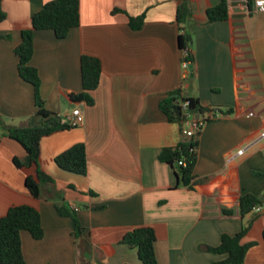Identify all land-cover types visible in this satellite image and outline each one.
<instances>
[{"label": "crops", "instance_id": "1", "mask_svg": "<svg viewBox=\"0 0 264 264\" xmlns=\"http://www.w3.org/2000/svg\"><path fill=\"white\" fill-rule=\"evenodd\" d=\"M1 1L7 18L0 24V217L11 207L32 206L45 232L42 240L22 232L25 264H143L122 239L144 226L156 230L159 264H220L228 255L205 248L218 247L224 234L235 236L245 225L243 264H264V214L238 212L246 194L260 198L264 208V13L254 0H227L228 19L215 23L207 11L221 0H188L189 73L177 22L185 0H80V26L65 39L37 31L31 64L42 79L46 110L63 119L75 108L84 115L83 125L42 140L41 165L55 184L41 198L26 189L25 174L14 165L25 152L6 128L40 120L15 50L34 14L54 0ZM142 15L143 27L134 30L130 17ZM84 55L102 62L92 106L69 97L83 91ZM175 91L219 110L199 138L194 189L178 187L174 169L159 159L163 149L183 141L180 124L161 109ZM82 143L87 175L59 168L56 158ZM62 205L76 213L80 238L74 218L59 213Z\"/></svg>", "mask_w": 264, "mask_h": 264}, {"label": "trees", "instance_id": "2", "mask_svg": "<svg viewBox=\"0 0 264 264\" xmlns=\"http://www.w3.org/2000/svg\"><path fill=\"white\" fill-rule=\"evenodd\" d=\"M208 22L215 23L228 19L227 0H221L216 7L207 11ZM193 17L188 0H185L178 8L177 22L180 29L179 47L181 51L192 47L193 34L186 28L187 22ZM7 18L0 0V24ZM145 16L130 17V26L134 30H140L144 25ZM80 0H54L43 6L34 14L30 28L21 33V44L16 48L18 57V72L20 78L31 84L35 92V102L38 107L40 120L36 125L9 127V137L16 141L24 149V158H15L14 165L25 174V186L28 192L35 198H41L44 189L55 184L41 165V142L44 138L58 132L73 129L66 119L51 114L45 108L41 97L42 79L39 71L32 66V58L35 52L34 36L37 31H53L59 39H65L70 31L80 26ZM8 38V37H6ZM193 60V55H192ZM82 85L81 93H71L70 99L75 103H85L88 106L94 104L92 93L100 86L102 76V62L96 57L84 55L81 58ZM189 102V112L202 118L208 113H216L219 110L203 107L198 99L186 97L182 91L169 93L161 102V109L171 122L180 124L182 135L188 116L183 108ZM200 135L194 138H186L183 135L182 143L176 148H165L161 151L159 159L170 165L178 179V187L183 186L194 189L197 184L194 171L198 160ZM56 164L64 171L86 176L88 173V158L85 144H77L63 154L59 155ZM260 198L246 194L240 198L239 214L242 217L254 212L262 206ZM61 215H70L76 222L75 235L82 236V227L74 211H70L65 205L57 207ZM225 214L232 215V210H224ZM250 225H245L240 233L235 236L224 234L218 247H206L213 254L228 255V258L220 264H243L249 246L243 245L242 240L247 235ZM28 231L35 240H42L45 232L42 226L40 212L28 205L11 207L5 216L0 217V264H25L22 247V232ZM157 235L151 226L136 228L127 233L122 243L138 251L139 259L143 264H159L156 253Z\"/></svg>", "mask_w": 264, "mask_h": 264}, {"label": "built area", "instance_id": "3", "mask_svg": "<svg viewBox=\"0 0 264 264\" xmlns=\"http://www.w3.org/2000/svg\"><path fill=\"white\" fill-rule=\"evenodd\" d=\"M254 3H255L256 10L260 13H264V0H254ZM192 55L193 53L190 48H186L185 50L182 51V65H183V68L188 73H189V68L193 63ZM189 105H190L189 102L183 105V108L188 116V121L185 123L183 135L186 138H194V137L201 135L207 121L209 119L215 118L216 116L213 113H208L206 114L205 118H202L199 115L190 113ZM250 116H253V114H250ZM66 121L69 122L73 128L83 125L84 115L81 109L80 108L73 109L72 112L67 116ZM262 137L264 138V133L262 134ZM239 153L243 154V151ZM261 209L262 208H256L257 211H261ZM74 210L77 212L79 211V208L74 207ZM94 264H100V263H94Z\"/></svg>", "mask_w": 264, "mask_h": 264}, {"label": "water", "instance_id": "4", "mask_svg": "<svg viewBox=\"0 0 264 264\" xmlns=\"http://www.w3.org/2000/svg\"><path fill=\"white\" fill-rule=\"evenodd\" d=\"M197 117H198V116H197ZM3 126H4V123H3L2 119H0V127H3ZM6 133H7V134H10L9 131H6ZM260 213H261V214H264V208L261 210Z\"/></svg>", "mask_w": 264, "mask_h": 264}, {"label": "rangeland", "instance_id": "5", "mask_svg": "<svg viewBox=\"0 0 264 264\" xmlns=\"http://www.w3.org/2000/svg\"><path fill=\"white\" fill-rule=\"evenodd\" d=\"M76 128V127H75Z\"/></svg>", "mask_w": 264, "mask_h": 264}]
</instances>
